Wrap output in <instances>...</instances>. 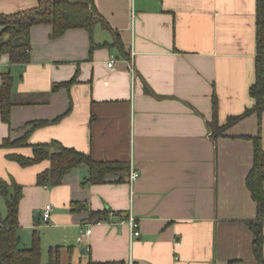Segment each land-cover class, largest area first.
<instances>
[{"label":"crops","instance_id":"crops-1","mask_svg":"<svg viewBox=\"0 0 264 264\" xmlns=\"http://www.w3.org/2000/svg\"><path fill=\"white\" fill-rule=\"evenodd\" d=\"M256 3L95 0L127 56L104 44L113 43L114 34L101 23L92 39L84 28L53 39L51 24L34 25L28 63L12 64L0 56V73L10 71L15 78L10 123L0 111V145L6 137L23 136L33 121L63 115L33 129L29 143L58 140L96 160L129 166L104 183L83 185L89 167L81 165L60 185L41 186L37 175L49 160L23 167L8 154L30 156V146H0V179L23 185L24 247L32 245L37 230L43 263L49 262L51 247L61 246L60 264H228L234 259L257 264L248 225L257 206L246 184L254 145L247 136L261 132L264 144V113L261 121L253 113L216 134L213 106L216 95L220 127L254 104ZM35 5V0H0V11ZM93 42L98 46L92 48ZM72 79L69 88L53 90ZM131 169L139 173L134 181ZM73 201L107 210L109 219L91 220L86 210L71 209ZM48 203L53 213L45 223ZM130 214L139 220L137 238L126 221Z\"/></svg>","mask_w":264,"mask_h":264},{"label":"trees","instance_id":"trees-1","mask_svg":"<svg viewBox=\"0 0 264 264\" xmlns=\"http://www.w3.org/2000/svg\"><path fill=\"white\" fill-rule=\"evenodd\" d=\"M35 1L37 5L34 7L11 13L0 11V56L6 55L10 63L25 64L31 60L30 33L31 28L38 24H51V37L53 39L59 38L66 31L75 28L86 29L92 39L96 25L101 23L114 34L113 43L106 42L104 44L117 47L127 56L119 33L113 30L99 13L95 0ZM256 2L255 81L250 87V96L254 99V104L247 107L240 115L230 117L227 124L219 127L216 123L218 102L216 95H214V131L216 134L222 133L227 127L253 113L258 114L261 121L264 113V0H256ZM95 46L98 44L93 42L92 48ZM0 76L2 80L0 86L1 118L4 122L10 123L11 110L14 105L13 86L15 78L10 71L1 72ZM74 82L75 79L56 83L53 90L62 87L69 88ZM62 116L53 120L33 121L29 123L31 129L23 136L16 139L6 137L0 146L4 148L30 146L32 148V155L30 156L19 153L8 154V158L17 161L23 167L49 160L50 166L37 175V184L41 186L55 187L60 185L67 173L81 165L89 167V176L83 180V185L104 183L109 174L129 170V166L125 163L96 160L90 153L66 146L58 140L46 143H29V135L33 129L57 122ZM247 138L253 141L254 162L247 175L246 184L257 206L256 217L249 220L248 225L254 234L253 253L257 264H264V144L261 132L255 136H247ZM0 193L7 206L6 216L0 215V264H60L61 246L51 247L49 262H42L41 240L37 230L34 231L32 245L30 247L22 245L19 204L23 197V185L13 178L9 181L0 179ZM71 209L76 212L86 210L91 220L106 221L109 219L107 210L93 211L82 202L73 201ZM90 264L123 263L91 262ZM228 264L244 263L242 260L234 259L230 260Z\"/></svg>","mask_w":264,"mask_h":264},{"label":"built area","instance_id":"built-area-1","mask_svg":"<svg viewBox=\"0 0 264 264\" xmlns=\"http://www.w3.org/2000/svg\"><path fill=\"white\" fill-rule=\"evenodd\" d=\"M114 61H115V58L113 57V59L109 63V66H112ZM130 70L133 74L135 73V66H134L133 58L130 59ZM138 175H139L138 171L133 170V169L130 170V180L131 181H134L138 177ZM52 213H53L52 204L50 203L46 204L44 207L43 215H42L43 222L48 223L52 217ZM126 221L129 223L131 227L133 238L139 237L141 235L140 228H139V220L133 214H130ZM88 232H90V230Z\"/></svg>","mask_w":264,"mask_h":264},{"label":"rangeland","instance_id":"rangeland-1","mask_svg":"<svg viewBox=\"0 0 264 264\" xmlns=\"http://www.w3.org/2000/svg\"><path fill=\"white\" fill-rule=\"evenodd\" d=\"M0 211L1 212H4L3 216H6V205H5V202H4V198L1 196L0 194Z\"/></svg>","mask_w":264,"mask_h":264},{"label":"water","instance_id":"water-1","mask_svg":"<svg viewBox=\"0 0 264 264\" xmlns=\"http://www.w3.org/2000/svg\"><path fill=\"white\" fill-rule=\"evenodd\" d=\"M39 216H40V213H37V215H36V219H38V218H39Z\"/></svg>","mask_w":264,"mask_h":264}]
</instances>
